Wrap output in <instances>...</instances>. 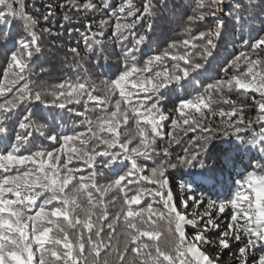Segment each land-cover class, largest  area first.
I'll use <instances>...</instances> for the list:
<instances>
[{
    "label": "snow or ice",
    "instance_id": "snow-or-ice-1",
    "mask_svg": "<svg viewBox=\"0 0 264 264\" xmlns=\"http://www.w3.org/2000/svg\"><path fill=\"white\" fill-rule=\"evenodd\" d=\"M0 264H264V0H0Z\"/></svg>",
    "mask_w": 264,
    "mask_h": 264
},
{
    "label": "trees",
    "instance_id": "trees-1",
    "mask_svg": "<svg viewBox=\"0 0 264 264\" xmlns=\"http://www.w3.org/2000/svg\"><path fill=\"white\" fill-rule=\"evenodd\" d=\"M194 2H195V0H187V3H189V4L193 5V6H194ZM37 7H39V4H37ZM186 10H187L189 13L191 12V9H190V8H188V9H186ZM69 30L72 31L74 35H78L77 30H79V31H83V28H82L79 24H77L75 20H73V21H72V24H71V26H70V28H69ZM65 38L67 39V37H65ZM176 150L179 151L180 149L177 148ZM177 190H178V189H177ZM189 210H190V211H193L194 209H191V208H190Z\"/></svg>",
    "mask_w": 264,
    "mask_h": 264
}]
</instances>
